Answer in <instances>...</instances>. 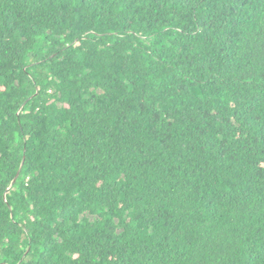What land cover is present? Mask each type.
Returning <instances> with one entry per match:
<instances>
[{"label":"trees","instance_id":"trees-1","mask_svg":"<svg viewBox=\"0 0 264 264\" xmlns=\"http://www.w3.org/2000/svg\"><path fill=\"white\" fill-rule=\"evenodd\" d=\"M0 264H264V0H0Z\"/></svg>","mask_w":264,"mask_h":264},{"label":"water","instance_id":"water-1","mask_svg":"<svg viewBox=\"0 0 264 264\" xmlns=\"http://www.w3.org/2000/svg\"><path fill=\"white\" fill-rule=\"evenodd\" d=\"M20 178H21V173L19 174L18 178L15 180L14 185H16L18 183V181L20 180Z\"/></svg>","mask_w":264,"mask_h":264}]
</instances>
